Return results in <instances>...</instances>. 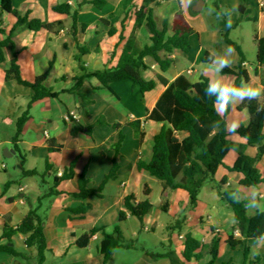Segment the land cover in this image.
<instances>
[{
	"label": "crops",
	"instance_id": "obj_1",
	"mask_svg": "<svg viewBox=\"0 0 264 264\" xmlns=\"http://www.w3.org/2000/svg\"><path fill=\"white\" fill-rule=\"evenodd\" d=\"M94 1L97 0H13L14 8L29 22H62L63 25L39 31L24 28L13 37L21 78L32 83L37 77L48 75L44 84L58 93L55 98H44L32 104L30 119L17 140L19 151L14 144L17 120L27 110L34 92L15 80L6 79V70L13 58L10 46L5 48L6 60L0 64V170H3L2 158H15L19 175V205L23 206L19 208L14 198L5 202L3 194L0 195V236L6 221H10L13 226L21 223L25 215L38 206L44 192L55 188L61 194L44 199L40 210L45 220L48 244L44 264H102L103 257L99 252L104 237L102 231L91 238L86 248H79L76 240L92 228H103L106 233H112L116 227L122 229L124 221H121V213L128 212L125 207L126 196L134 194L137 201H141L144 188L148 187L154 208L144 218L143 231H155L162 212L175 219L172 227L182 229L170 231L167 239L169 249L162 254L175 251L179 264H208L217 242L219 256L215 264H243L245 247L250 249L252 258H258L253 264H264V239H248L244 241L245 246L236 249L230 246L231 233L241 239L237 231H233L237 219L233 209L219 197L216 190L210 188L217 194L213 197L205 194L202 197L201 191L197 206L191 209L187 191L176 189L163 193L162 183L138 167L139 162L151 160L154 137L163 125L148 119L167 88L157 79L158 74L169 84L180 75H185L193 83L199 81L202 70L207 67L204 56L217 51L222 53L231 46L224 37L221 38L220 33L227 34L230 40L237 43L244 55L243 61L239 52L231 46L234 53L229 68L238 72L242 64L246 63L242 69L247 72L249 79L245 80L243 76L239 79L264 86V66L257 65V40L264 37V6L260 5L263 0H183V3L182 0H157L159 5L154 7L157 27L163 29L166 26L167 36L187 37L191 48L187 53L176 50L170 56L174 58V63L165 72L161 71L153 58L147 57L145 61L148 69L142 72V77L147 81H156V85L145 93L131 80L113 82L107 88L96 77H89L83 79L78 87L79 78L89 71L116 66L133 32L141 47L151 45L145 24L135 31L137 11L144 0H106L100 7L89 3ZM210 2H213V8L209 10L213 30L207 27L204 15ZM60 4H67L73 12H77L75 25L71 15L54 10ZM16 22L14 15L3 13L0 8V29L9 32ZM243 23H253L255 28V34L250 36L255 48L253 54L256 63L253 66L248 61L250 53L239 43L241 39L231 38L233 29L236 30ZM221 75L234 83L238 79L237 73ZM253 101L246 100L231 106L226 113V120L235 119L239 121L240 127L247 126L250 120L248 107ZM71 114H75L76 118L68 121L66 117ZM134 122L140 123L143 137L137 133ZM75 127L79 131L72 134ZM228 139L237 145L246 146V153L253 160L254 167L263 175L264 156L256 160L258 147L248 145L247 140L237 132L229 133ZM8 148L13 149L15 154L7 151ZM22 156L25 157L24 161ZM237 156L235 149L225 156L224 166L218 169L216 181L225 180L224 189L235 192L240 201L255 197L259 207L248 208L249 216H253L264 211V183L257 187L243 186L242 175L228 169L233 167ZM115 160L118 163L116 179L104 183L99 195H91L86 199L73 195L80 191L79 179L83 174L88 179V189H98L112 170ZM48 165L52 167L51 171H47ZM71 166L74 177L62 179L55 187V178H61L60 173L63 174ZM23 168L36 170L43 177L26 176ZM4 170L7 172L8 168ZM26 178L33 180L27 182ZM12 182L6 181L5 187H9ZM82 204L91 206L86 209V213L75 214L70 211ZM163 205H166L165 210L162 209ZM153 215L155 219L151 221ZM132 218L127 217L126 221ZM182 220L184 223L180 224ZM188 233L204 244L200 259L185 261L183 258L184 238ZM12 245L19 253L35 254L25 244L23 235L13 236ZM118 251H114L108 264H114L117 255H127L130 258L127 264H172L169 257L152 258L143 251L138 254H117ZM29 263L9 253H0V264Z\"/></svg>",
	"mask_w": 264,
	"mask_h": 264
},
{
	"label": "trees",
	"instance_id": "obj_2",
	"mask_svg": "<svg viewBox=\"0 0 264 264\" xmlns=\"http://www.w3.org/2000/svg\"><path fill=\"white\" fill-rule=\"evenodd\" d=\"M106 0H97L92 3L96 6L104 5ZM157 0H144L143 5L137 11L135 31L144 24L151 37V45L141 47L135 32L128 39L122 56L118 64L111 68H105L98 71H89L84 77L79 78L78 87L85 78L96 77L103 86L109 88L113 82L122 80H131L139 85L142 93L152 90L156 81H147L142 77V72L148 69L145 59L153 58L160 66L161 71H167L174 63V58L170 56L180 50L184 53L190 51V42L187 37L178 35L167 36L166 26L163 29L157 27L154 18V7L158 6ZM0 8L3 13L14 15L17 18L16 24L7 32L0 29L3 39L0 40V64L5 62V48L10 46L13 52V58L6 70V79L15 80L21 85L30 87L34 94L30 99L27 110L17 120V131L14 138V144L17 151L18 137L23 132L26 123L30 119V108L32 104L44 98H55L58 96L52 88L47 87L44 82L48 75H42L36 78L32 83L26 82L21 78L20 67L17 63V52L13 37L24 28L34 31L42 29L51 30L63 25L62 22L42 24L38 21L29 22L26 17H22L19 11L14 8L13 0H0ZM54 10L61 13L71 15L74 25L77 22V12H73L67 4H60L54 7ZM224 39L233 46L241 55L244 61V55L240 46L228 38L227 34H223ZM257 65L264 66V37L257 40ZM165 55H162V53ZM210 54L207 53L203 61L206 63ZM242 61V62H243ZM241 67V66H240ZM240 68L238 72L231 68H225L222 74H236L238 79L235 84L239 85L243 76L248 80L246 71ZM157 79L166 85V90L158 99L156 106L150 113L148 119L162 123V127L158 134L154 137L153 155L149 162L141 161L138 164L140 170L147 171L152 177H155L162 183L163 193L169 190L183 189L190 195V208H195L199 202L201 191L206 183H211L214 190L217 191L219 197L233 209L237 223L233 231L240 233L241 239L236 238L234 233L229 236V243L233 249L239 246H245L244 241L248 239H256V237L264 235V211L257 212L253 216H249L248 208L244 207L247 201L237 202L234 200L231 190H225L226 181H216V174L220 167L224 166L223 160L225 156L235 149L238 153L237 160L233 167L228 168L229 171L237 172L242 175L241 184L245 187H257L264 183V174L262 175L253 165V160L246 153L245 145H237L228 139L229 132L225 129L226 114L218 116L213 108L212 99L207 97L204 89L207 86V79L201 77L199 81L193 83L185 75H180L170 84L161 75L158 74ZM77 87V88H78ZM82 97V95H81ZM264 97L259 101L254 100L248 107L249 124L241 126L237 130V134L247 140L248 145L258 147L256 160L259 161L264 156ZM215 121H220L219 126H215ZM139 122H134L140 137L144 134L139 128ZM90 131L91 128H88ZM79 129H72V134H77ZM54 144V142H51ZM23 161L25 157L22 156ZM47 171H51L52 167L48 165ZM118 163L115 160L112 170L105 176L103 184L98 189H88V179L83 174L79 179V193L74 196L86 199L91 195H99L104 183L116 179ZM26 176H41L36 170H25ZM74 177L73 166L65 171L61 178L56 177L55 187L62 179H70ZM61 193L51 188L39 198L38 206L31 209L21 223L16 226L11 225L10 221L5 222L3 234L0 236V253L6 252L13 255L16 259L29 261V264H44L45 253L48 250L47 239L45 236V220L40 213L42 201L46 198L57 196ZM151 190L144 188L143 200L137 201L134 194L125 198V207L132 217L140 222L141 230H144V218L153 211V204L150 200ZM89 204L71 209L75 214H84L86 209L90 208ZM166 205L162 206L165 210ZM127 213H121V221L127 220ZM183 224L184 221H179ZM181 228L172 227L171 230ZM103 232V240L99 246V252L103 257L102 264H108L116 249H136L135 241L128 240L125 233L120 227H116L112 233L104 232L103 228H92L89 232L83 234L76 240L79 248L89 246L91 238L98 232ZM15 235L25 236V244L28 248L33 249L35 254H23L14 250L12 238ZM141 250L152 258L169 257L172 264H179L175 251L162 253H152L141 247ZM199 251V252H198ZM204 251V244L195 239L191 233L186 234L184 238V250L182 252L185 261H191L192 258L200 259ZM219 256L218 243L215 242L213 248V257L208 264H215ZM258 258H252L248 247L244 248V263H256ZM223 264V263H222ZM232 264V263H227Z\"/></svg>",
	"mask_w": 264,
	"mask_h": 264
},
{
	"label": "rangeland",
	"instance_id": "obj_3",
	"mask_svg": "<svg viewBox=\"0 0 264 264\" xmlns=\"http://www.w3.org/2000/svg\"><path fill=\"white\" fill-rule=\"evenodd\" d=\"M212 8H213V2H210L207 8L208 12H207V9H205L204 11V15L206 18V24L209 29L212 27L210 26V24L212 23V20H211V16L209 12V10ZM254 34H255V28H254L253 23L240 24L236 28V30L233 29V31L231 32V38L241 39V42L239 40V43L240 44L242 43L244 50L247 53H250V58H248V61L250 62V65L252 64L251 66L255 65L256 63V58H255V55L253 54L255 52V48L253 47V42L251 41V38H250V36L252 37V35ZM220 35H221V38L223 39V34L220 33ZM2 161L4 162L8 170L7 172L4 169L0 170V195L3 194V197L5 198V202H8V200L11 198L16 199V201L18 202L17 206L19 208H22L23 206L19 205V199H20V193H18L19 180H17L19 178V175L16 169L15 158H11V159L2 158ZM8 180H12L13 182L11 183L9 187L6 188L5 183ZM30 180L32 181L33 178H26L27 182ZM155 180L159 182L158 179H155ZM154 185L155 184H153V186ZM210 188H213L211 183H206L204 185L203 190H202V197L204 196V194L210 195L212 197L217 196V194L214 191H212ZM154 219H155V216L153 215L151 221H154ZM175 222H176L175 219L165 212H162L161 217L158 220V226L155 229V231L145 232L141 230L140 222L135 217L132 218L131 220L122 222V229L127 239L128 240L133 239L135 241L136 249L133 248L132 251H126L128 249H119L117 254H120V253L124 254L125 252H128V254H132V252H135L134 254H138L139 252H142L141 247H144L146 250L152 253H161V252L167 251L166 249H169L167 239L170 235V231H172L170 228L175 224ZM176 233L177 231H175V234ZM134 250H138V251H134ZM129 259L130 258H128L127 255L126 257H121L120 255H117L115 257L114 264H127V261Z\"/></svg>",
	"mask_w": 264,
	"mask_h": 264
},
{
	"label": "clouds",
	"instance_id": "obj_4",
	"mask_svg": "<svg viewBox=\"0 0 264 264\" xmlns=\"http://www.w3.org/2000/svg\"><path fill=\"white\" fill-rule=\"evenodd\" d=\"M233 53L234 49L231 46L225 48L222 53L212 52L207 58V67L200 74L201 77L207 79V86L204 89V93L212 99L213 108L218 116H224L229 108L238 102H244L246 100L249 102L253 100L259 101L261 97H264V86H256L245 81H241L237 85L221 75L225 68L231 67ZM260 107L264 108V105H260ZM214 123L215 126H219L220 121H215ZM239 127L240 123L235 119L225 121V129L230 134H235ZM232 198L237 202H241L236 194H233ZM244 207L246 209L257 208L259 204L255 197H252L244 204ZM256 239L262 240L264 239V235L258 236Z\"/></svg>",
	"mask_w": 264,
	"mask_h": 264
},
{
	"label": "built area",
	"instance_id": "obj_5",
	"mask_svg": "<svg viewBox=\"0 0 264 264\" xmlns=\"http://www.w3.org/2000/svg\"><path fill=\"white\" fill-rule=\"evenodd\" d=\"M260 5H261V6H264V0L260 2ZM246 65H247L246 63H243V64H242V67H246ZM74 118H76V115H75V114H71V115H68V116L66 117V119H67L68 121H71V119H74ZM46 135H48L47 132H46ZM2 168H3V169H6L5 164H3ZM60 175L62 176L63 174L60 173ZM126 215H127V217H131V213H130V212H127ZM236 234H237V235H240V233H239L238 231L236 232Z\"/></svg>",
	"mask_w": 264,
	"mask_h": 264
},
{
	"label": "water",
	"instance_id": "obj_6",
	"mask_svg": "<svg viewBox=\"0 0 264 264\" xmlns=\"http://www.w3.org/2000/svg\"><path fill=\"white\" fill-rule=\"evenodd\" d=\"M199 11V10H198ZM7 151H9V152H12V153H14L15 154V151L13 150V149H7Z\"/></svg>",
	"mask_w": 264,
	"mask_h": 264
}]
</instances>
